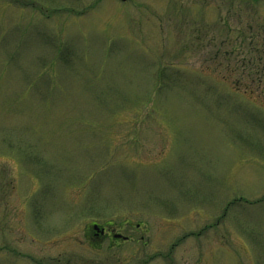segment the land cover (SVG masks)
Segmentation results:
<instances>
[{
    "label": "rangeland",
    "instance_id": "1",
    "mask_svg": "<svg viewBox=\"0 0 264 264\" xmlns=\"http://www.w3.org/2000/svg\"><path fill=\"white\" fill-rule=\"evenodd\" d=\"M256 1L0 0V264H264Z\"/></svg>",
    "mask_w": 264,
    "mask_h": 264
},
{
    "label": "flooded vegetation",
    "instance_id": "2",
    "mask_svg": "<svg viewBox=\"0 0 264 264\" xmlns=\"http://www.w3.org/2000/svg\"><path fill=\"white\" fill-rule=\"evenodd\" d=\"M36 202H34V203H36ZM34 203H33L34 208L31 207L32 208L31 214L34 215V219L37 217L45 216L42 209L39 208V210H38L36 208V206L38 207V205L34 204ZM34 209H35V211H34ZM53 217H54V214L49 218L50 222H52L51 218H53ZM48 222L49 221H46V225L48 224ZM35 223H36V221H35ZM32 224L34 225V222H32ZM56 226L58 227V230H55L53 232V234H54L53 240L55 243H58V244L62 243V244L66 245V244H71V242H72L73 243L72 246H81L82 240H83L84 243L86 245H88L91 249L98 251V250L102 249V247L106 244H107V248L109 250H113V249H118V248L122 247L123 245L130 243L132 241V239L130 237H126L122 234V229H124V227L116 228L112 224H109V223L104 225V226L92 223L86 227V229L84 230V232L82 234L79 232L78 236H73L72 238H70V236L65 238V236H64V230L65 229L61 228L60 224H57ZM137 228H139V227H137ZM33 229H32V227H29V233L30 234L34 233ZM44 233H47V232H44ZM34 241H37V240L34 239ZM66 242H68V243H66ZM73 253H74L73 258L67 259L68 261H66L65 264H79V259L75 255V254H78V251L75 249V252H73ZM32 254H34V253L31 252V255ZM25 256H27V255H25ZM58 256H59L58 258H54V257L49 258V256H45V257L41 258L40 261L34 260V258H30V260H31L30 262L32 264H58V263L63 264L64 262L61 258V254Z\"/></svg>",
    "mask_w": 264,
    "mask_h": 264
},
{
    "label": "water",
    "instance_id": "3",
    "mask_svg": "<svg viewBox=\"0 0 264 264\" xmlns=\"http://www.w3.org/2000/svg\"><path fill=\"white\" fill-rule=\"evenodd\" d=\"M123 1H125V0H123Z\"/></svg>",
    "mask_w": 264,
    "mask_h": 264
}]
</instances>
